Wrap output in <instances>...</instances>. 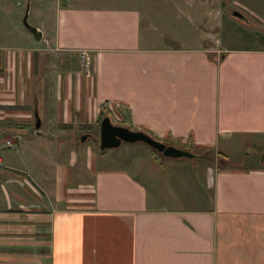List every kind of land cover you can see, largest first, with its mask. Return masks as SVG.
<instances>
[{
    "label": "crops",
    "instance_id": "obj_1",
    "mask_svg": "<svg viewBox=\"0 0 264 264\" xmlns=\"http://www.w3.org/2000/svg\"><path fill=\"white\" fill-rule=\"evenodd\" d=\"M133 4L28 0L40 39L16 18L11 35L0 33L9 40L0 41V220L29 228L30 210L45 220L48 264H264V163L250 158L264 151V42L219 56L152 45L165 38ZM79 49L91 55L87 71ZM107 107L133 130L226 162L162 158L138 142L77 153L59 137ZM43 146L62 156L54 171L46 159L36 169ZM80 157L84 178L73 186ZM7 228L15 223L0 221Z\"/></svg>",
    "mask_w": 264,
    "mask_h": 264
},
{
    "label": "rangeland",
    "instance_id": "obj_2",
    "mask_svg": "<svg viewBox=\"0 0 264 264\" xmlns=\"http://www.w3.org/2000/svg\"><path fill=\"white\" fill-rule=\"evenodd\" d=\"M11 1L15 3L19 2V11L22 13L15 12V8ZM35 1V0H34ZM47 1V0H44ZM77 3L98 2L103 3L104 0H75ZM133 5L137 4L138 7L143 11L144 22L149 23L150 26L158 28V31H153L156 36L163 35L165 40H156L151 42L152 45L157 43L158 45H198L204 49L209 56H219L223 51L224 47H247V46H259L264 42V23L259 19H256L249 13V10L244 7L248 5L250 8L258 11L264 18V0H130ZM28 8V0H0V33L12 34L10 29L13 26L15 18L18 19L19 27L27 32L23 26H21V18ZM233 10H237L243 14L244 19H239L231 15ZM40 11L48 12L42 6ZM17 13V14H16ZM20 15V16H19ZM146 16V17H145ZM28 23H33L31 17L27 18ZM154 30V29H153ZM161 30V32L159 31ZM157 32L159 33L157 35ZM167 37L169 39H167ZM9 41V40H0ZM88 51V50H87ZM89 52V51H88ZM90 55V53H89ZM91 57V55H90ZM124 112V111H122ZM107 115L113 124L122 126L125 121L120 118L117 113V109L105 108L102 113L97 117L95 122L91 125H84L79 129L73 131L74 134H70L68 131L59 136L63 140L69 138L72 144H76L77 153H80V149H84L89 146L95 153L106 152L110 149L114 150L116 154L120 153L128 143L122 142L118 147L110 149H99L98 148V123L102 116ZM124 115V114H122ZM126 119V118H125ZM129 128V126H126ZM131 129V128H130ZM84 134L83 141H80V136ZM139 144L145 145L142 142ZM147 146V145H145ZM44 147V146H43ZM52 147V146H51ZM79 148V149H78ZM48 148L40 149L39 152L42 154H36V169H44V163L42 159H46L47 172L55 169V159L59 163L62 156H56L55 152ZM243 150L242 152H245ZM35 152H38L37 150ZM82 152V151H81ZM112 152V151H110ZM195 156L194 158H200L204 160H210L217 158L218 164L223 165L226 161L222 157H215V154L205 150H194L192 151ZM156 154L160 155L158 152ZM226 155L234 157L235 159L241 155L239 150L233 148H227L223 151ZM198 154V155H197ZM79 155V154H78ZM122 156V155H121ZM161 156V155H160ZM256 158L260 162L264 163V151L254 150L252 151L250 158ZM163 158V156H161ZM40 158V159H39ZM64 158V157H63ZM233 158V159H234ZM65 159V158H64ZM80 160L75 173L72 184L76 185L77 179L84 178L82 176ZM53 173V172H51ZM48 185V184H47ZM35 193H41L38 188L34 187ZM82 188V187H80ZM41 189V188H40ZM48 193H53L54 189H46ZM44 193L46 195L47 192ZM49 203V200L46 199ZM47 205L48 209L50 207ZM46 207V209H47ZM28 212V211H26ZM30 215L28 221L30 227L25 229H19V223L21 220L18 219H2L7 223H15L14 229H2L0 230V264H48L44 262L43 258L40 257L39 252L48 251L47 244V222L40 220L38 214H33V210L29 211ZM32 214V215H31ZM0 220V221H2ZM26 224V223H24ZM41 240V243L39 242ZM43 242V243H42ZM3 255V256H2Z\"/></svg>",
    "mask_w": 264,
    "mask_h": 264
},
{
    "label": "water",
    "instance_id": "obj_3",
    "mask_svg": "<svg viewBox=\"0 0 264 264\" xmlns=\"http://www.w3.org/2000/svg\"><path fill=\"white\" fill-rule=\"evenodd\" d=\"M231 15L239 19H244L242 13L237 10H233ZM27 10H25L21 22L23 26L31 33L35 40L40 39V31L34 26L30 25L27 20ZM39 118L36 117L34 126L39 127ZM84 134L80 136V141H83ZM122 142L133 143L142 142L149 146L154 151L158 152L161 156L167 158H188L191 159L195 156L193 152L186 149L176 147L171 144H165L159 140H156L141 130H133L126 126L113 124L107 115L100 118L98 123V148L108 149L118 147Z\"/></svg>",
    "mask_w": 264,
    "mask_h": 264
},
{
    "label": "built area",
    "instance_id": "obj_4",
    "mask_svg": "<svg viewBox=\"0 0 264 264\" xmlns=\"http://www.w3.org/2000/svg\"><path fill=\"white\" fill-rule=\"evenodd\" d=\"M77 56L80 64L87 71L91 63V57L89 55V52L86 49H79L77 51ZM9 143L10 142L7 140L6 145H9Z\"/></svg>",
    "mask_w": 264,
    "mask_h": 264
},
{
    "label": "trees",
    "instance_id": "obj_5",
    "mask_svg": "<svg viewBox=\"0 0 264 264\" xmlns=\"http://www.w3.org/2000/svg\"><path fill=\"white\" fill-rule=\"evenodd\" d=\"M153 150V149H152ZM154 151V150H153ZM156 152V151H155ZM198 155V154H197Z\"/></svg>",
    "mask_w": 264,
    "mask_h": 264
}]
</instances>
